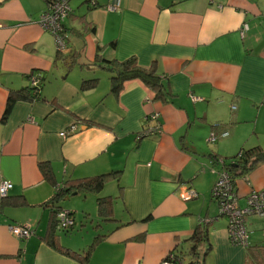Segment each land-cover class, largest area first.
Masks as SVG:
<instances>
[{"label":"crops","instance_id":"0c3cea01","mask_svg":"<svg viewBox=\"0 0 264 264\" xmlns=\"http://www.w3.org/2000/svg\"><path fill=\"white\" fill-rule=\"evenodd\" d=\"M72 1L64 21L68 49L58 55L54 36L39 23L46 0H0V183L12 185L0 197V264H176L166 260L174 254L180 264H259L245 247L230 244L227 219L218 216L212 197L216 174H200L197 141L199 131L214 134L210 143L232 132L241 141L249 131L244 140L251 143L240 149L264 148V0ZM97 56H134L156 69L172 97L155 99L138 79L111 93L110 73ZM90 79L96 81L83 85ZM17 90L37 96L16 99L4 118ZM152 112L159 113L161 131L139 137ZM207 155L220 172L218 159L226 157ZM112 170L119 177L101 192L113 197L111 220H99L96 203L92 232L82 231L92 222L72 216L71 227L52 234L55 188ZM203 182L210 196L198 204L193 199ZM232 184L241 207L240 198L264 189V163L235 171ZM209 218H215L207 226L210 249L192 255L189 238ZM13 224H27L33 234L20 240L9 231ZM245 225L247 233L261 230L264 216L249 215ZM249 240L248 246H264ZM66 250H88L87 260Z\"/></svg>","mask_w":264,"mask_h":264},{"label":"trees","instance_id":"16d2710c","mask_svg":"<svg viewBox=\"0 0 264 264\" xmlns=\"http://www.w3.org/2000/svg\"><path fill=\"white\" fill-rule=\"evenodd\" d=\"M48 3V0H46ZM70 2V0H69ZM71 8L69 11L68 16L70 15ZM64 27V24H63ZM63 38L66 41L67 45V36L65 34V27L63 28ZM68 46V45H67ZM68 49V47H67ZM58 55H64V51L60 49H56ZM98 57V56H97ZM99 59L98 63L100 66L104 67L110 73V92L113 94H118L126 81L138 79L142 81L153 93L155 99H159L162 101H166L172 97L171 92L167 89V86L163 80V78L156 72L154 67L144 68L137 63V60L134 56H130L122 61H117L114 59H106V58H97ZM96 79H90L83 81V85H90L94 83ZM34 89H37L35 86ZM12 94H9L7 98V108L4 113V118L6 117L9 107L16 99H29L37 96V92H32L29 96L22 93V91H13ZM222 168L226 169L229 173V176L232 180L233 173L238 171L239 174H245L255 168L260 163H264V148L255 146L247 149H240L238 153L232 156L231 162H226V160L218 159ZM41 172L45 179L52 181V173L49 164L46 162H42L39 165ZM120 171H109L107 173H103L100 175H95L91 177H85L80 179H72L65 181L62 186H57L55 191L50 199V207L53 209L52 211V222H51V233L53 234V230L56 229V214L59 210L63 209L58 203L65 197H69L73 193L83 192V193H95L100 194L104 189L106 182L109 178L115 177L118 179ZM7 195V194H6ZM3 196L1 198L6 197ZM213 197V194H212ZM214 198V197H213ZM113 197L111 195H99L96 198L97 203V214L100 221H108L111 220V210H110V203ZM70 214L73 216V213L69 210ZM207 224L204 222H199L197 228L193 231V234L189 238L191 241L189 247V253L194 254L195 256H199L200 251L203 249V255H206L210 249V244L207 237ZM200 247V250H198ZM247 250V256L249 259L253 256L254 259H257L259 264H264V246H247L245 247ZM66 253L76 257L79 261L84 263L88 257V250L85 251L83 254L79 252H74L71 250H66ZM179 256L172 257L167 256L166 260L180 264ZM201 263V261H191L185 264H197ZM183 264V263H182Z\"/></svg>","mask_w":264,"mask_h":264},{"label":"built area","instance_id":"2783aa9c","mask_svg":"<svg viewBox=\"0 0 264 264\" xmlns=\"http://www.w3.org/2000/svg\"><path fill=\"white\" fill-rule=\"evenodd\" d=\"M108 10H115L117 6L109 4L106 7ZM70 11L69 0H48L47 8L40 15L39 23L41 27L50 32L55 39L56 49L61 51L67 50L66 41L63 38V24L68 17ZM32 86H37V79L32 78ZM143 126L140 131L139 137L150 136L160 132L161 125L159 120V113L152 112L143 118ZM74 126H70L69 130L60 133L65 136L72 132ZM223 135H226L223 133ZM215 139L214 134L211 133L208 141L211 142ZM11 183L3 181L0 183V197L7 194L11 188ZM212 194L217 201L218 216L226 217L227 219V236L230 244L241 245L242 247L248 246V233L245 225V218L248 214L264 216V189L251 190L246 195V206L240 207L238 205L237 196L233 189L232 180L226 169L221 168L218 178L212 187ZM191 197L190 194L187 198ZM215 218L202 219L209 225ZM56 228L63 230L73 225V217L69 210L61 209L56 214ZM9 231L20 240H25L33 234L32 228L27 225H9ZM172 257V255H170Z\"/></svg>","mask_w":264,"mask_h":264},{"label":"rangeland","instance_id":"374dc122","mask_svg":"<svg viewBox=\"0 0 264 264\" xmlns=\"http://www.w3.org/2000/svg\"><path fill=\"white\" fill-rule=\"evenodd\" d=\"M73 3H75V1H72ZM71 2V4H72ZM75 39V38H74ZM241 128H246V125H243V127ZM200 135H202V139L197 141V145L199 146V149L202 151V155H200L202 161V168H201V172L200 174H203L202 171H206V172H215L216 177L215 180L213 182V184L215 183L216 179L218 178L219 172L217 170H215V168L217 167L216 164H210L209 163V158L207 157L208 153L212 152L214 154H218L221 155L222 157H226L225 160L227 162H231L232 160V156L234 154H236V152L240 149L241 146L244 145V147H248L249 144L251 143L250 141H246L244 140L247 135L249 134V131H246L243 134V139L241 141H237L235 139V136H237V132L233 135V132L230 133V135L228 137L225 138H220L217 139L214 143H210L207 139L210 135V133L208 131L203 132V131H199ZM256 135V132L253 134ZM261 135V134H260ZM233 136L234 141H231V138ZM261 137V136H260ZM223 159V158H220ZM204 163V164H203ZM210 164V165H209ZM200 182V181H199ZM201 188V192H200V196L196 199H193V202H196L198 204L201 203H207L208 199H209V192L206 190V183H202L199 185ZM99 195H104L103 193H100ZM95 193H76V194H72L69 196L68 199H66L65 201L61 202V206L65 207L66 209L70 210L73 213L74 219L77 221H79V219L81 221H90L92 222V224H85L82 228L83 232L89 231L92 232L93 225L96 224L97 222V217H96V201H95V197L99 196ZM241 207H245L246 206V198H240L239 199ZM85 214H88L86 217H84ZM253 216L254 214H248L247 216ZM255 216V215H254ZM110 225V224H109ZM259 236L258 240H253V235H257ZM251 236V237H250ZM248 237L249 241H252L253 243L255 241H262L264 242V228H262L261 230H251V232H248ZM251 242V243H252ZM235 246H239L242 247L241 245H235Z\"/></svg>","mask_w":264,"mask_h":264},{"label":"water","instance_id":"95a60500","mask_svg":"<svg viewBox=\"0 0 264 264\" xmlns=\"http://www.w3.org/2000/svg\"><path fill=\"white\" fill-rule=\"evenodd\" d=\"M73 194H75V193H73Z\"/></svg>","mask_w":264,"mask_h":264}]
</instances>
